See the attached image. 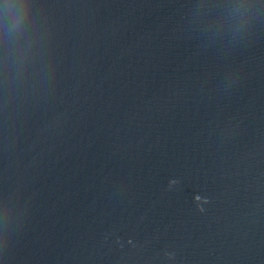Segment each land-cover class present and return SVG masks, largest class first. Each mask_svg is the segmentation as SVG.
<instances>
[{
	"label": "water",
	"instance_id": "95a60500",
	"mask_svg": "<svg viewBox=\"0 0 264 264\" xmlns=\"http://www.w3.org/2000/svg\"><path fill=\"white\" fill-rule=\"evenodd\" d=\"M0 264H264V0H0Z\"/></svg>",
	"mask_w": 264,
	"mask_h": 264
}]
</instances>
